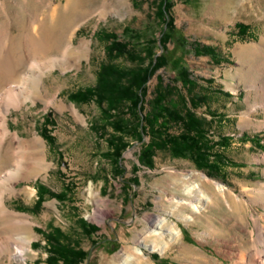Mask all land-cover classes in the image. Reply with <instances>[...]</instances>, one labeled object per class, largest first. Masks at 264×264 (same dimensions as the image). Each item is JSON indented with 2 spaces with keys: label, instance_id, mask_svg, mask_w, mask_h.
Wrapping results in <instances>:
<instances>
[{
  "label": "rangeland",
  "instance_id": "374dc122",
  "mask_svg": "<svg viewBox=\"0 0 264 264\" xmlns=\"http://www.w3.org/2000/svg\"><path fill=\"white\" fill-rule=\"evenodd\" d=\"M170 1L173 24L182 38L176 40L174 36L167 42L173 57L144 84L142 114L158 91L165 92L168 106L182 111L190 106L187 96L200 98L192 110L202 122L206 144L212 147L209 154L219 153L209 157L219 169L203 167L188 154L174 155L169 147L155 150L150 167L141 164L138 155L150 134L139 140L127 126L121 131L112 124L124 118L131 127L137 125L139 112L128 100L116 104L107 119L102 113L105 102L74 101L69 96L78 89L93 87L103 63L134 69L149 64L148 49L155 54L162 51L164 25L156 17L159 0H0V23L5 21L11 34L21 31L23 20L35 24L43 20V27H50V9L58 5V24L51 30L60 43L45 49L42 56H56L62 61L41 75L38 92L8 113L9 127L18 130L22 138L36 133L44 140L46 164L37 173L18 178L16 191L5 194L8 208L27 221L26 227L10 234L26 235L30 241L21 261L3 254L0 264H47L42 231L48 224L59 226L70 242L83 248L88 264H232L236 260L216 251L224 245L223 237L241 232L236 223L228 222L237 218L236 214L228 215L221 200L204 206L203 213L193 211L188 201L201 203L200 191L195 187L194 193H189L187 188L190 182L197 183L210 193L214 191L213 181L218 180L230 183L241 196L243 182L255 186L264 181V160L257 158L264 154V124L258 125L264 120V112L256 106L252 124H240V113L255 98L248 95V78L237 72L239 66L247 64V58L239 57L241 46L258 44L262 47L260 58L264 57V0H246L244 6L237 5V0ZM67 2L70 8L64 13L62 7ZM71 32L72 39L68 40ZM103 32H113L128 42L129 51L108 53ZM204 46L209 53H202ZM182 67L194 83L192 93L177 75ZM129 80L123 77L120 82L125 85ZM181 98H186V103ZM180 130L175 124L168 128L170 133ZM46 132L53 135V142L45 138ZM116 147L118 154L114 153ZM202 173L210 183L202 181ZM187 175H191L190 181ZM38 183L49 191L34 208ZM24 187L32 189L30 196L23 192ZM190 214L192 218L186 219ZM160 216L166 218L162 236L150 232ZM215 224L224 230L219 231L220 237H213ZM170 225L180 229V235L161 248L168 242L166 229ZM236 226L239 228L234 229ZM239 239L231 242L232 247L252 241L250 233ZM151 242L156 244L153 248ZM137 247L141 253H136Z\"/></svg>",
  "mask_w": 264,
  "mask_h": 264
},
{
  "label": "bare ground",
  "instance_id": "6f19581e",
  "mask_svg": "<svg viewBox=\"0 0 264 264\" xmlns=\"http://www.w3.org/2000/svg\"><path fill=\"white\" fill-rule=\"evenodd\" d=\"M237 5L244 6L247 5V2L246 0H237ZM62 8L64 13L69 11L70 3L67 2ZM58 10V5L50 9L51 26L48 28L43 27V20L37 21L36 24L33 22L26 23L27 21L23 20L21 31L11 34L9 28L5 26V21L0 23V256L10 254L20 261L24 258L26 243L30 239L22 234L13 236L10 231L13 233L16 229H23L26 227L27 221L8 208L5 194L16 191L18 178H24L43 169L46 164V160L42 156L45 154V142L36 133L29 139L22 138L18 130H12L9 127L8 113L11 107H19L22 105V101L24 103L26 99L38 92L37 87L42 80L41 75L43 73L51 71L57 62L62 63L56 56H42L43 52L46 53L45 49L55 48L60 43V41H56L55 33L51 30L58 24ZM2 15V10H0V16ZM67 37L68 40L72 39V32ZM64 38H66L65 35ZM261 44L264 47V37ZM261 51L262 47L254 43L240 47L239 57L241 59L247 58V60L245 59L247 64L245 67L239 66L240 70L238 69L237 72L240 77L248 78L246 82L248 95L252 94L255 98L252 102L248 101L247 109L240 113L239 121L242 126L252 124L256 106H261L264 112V57L260 58ZM30 54L31 57L29 58ZM232 89L235 88L232 87ZM262 123L264 124V120L258 122V125ZM257 158L264 160V154L261 157L257 156ZM201 176L203 179H200L203 182L210 183L209 178L204 173ZM186 179L190 181L191 175H187ZM191 183L188 184V192L192 193L193 191L194 193L193 189L198 188L197 190L200 191L199 199L202 201L199 204L188 201L193 211L201 212L204 210V206L216 205L221 200L226 204L228 215L236 214L237 218H231L228 222L231 221L233 226L236 223L241 232L237 236L229 234L227 238L223 237L225 243L216 251L224 255L225 258L236 259L232 264H264V181L255 186L243 182L240 187L242 197L235 192L230 183L214 180V191L210 193L200 189L201 186L197 183L194 185ZM22 190L27 196L32 194V189L28 187H24ZM178 202L182 201L178 200ZM257 206H260L261 210H258ZM247 210H250L249 216H244ZM185 218L190 219L192 215H185ZM165 221L164 216L158 217L155 227L150 232L162 236ZM250 225L253 227L248 230ZM214 227L217 232L212 233L213 237H220L221 234L219 233L224 230L221 229L220 231L219 225L216 224ZM166 230L169 232V239L168 242L161 244V248L171 245L180 235V229L174 225H170ZM249 233L252 238L250 245L232 247V241L239 237V240H243ZM224 235L226 236V233ZM155 245V242H151L149 246L153 248ZM136 253H141V248L137 247ZM126 256L128 259L132 257L131 255ZM200 258H204V256H200Z\"/></svg>",
  "mask_w": 264,
  "mask_h": 264
},
{
  "label": "trees",
  "instance_id": "16d2710c",
  "mask_svg": "<svg viewBox=\"0 0 264 264\" xmlns=\"http://www.w3.org/2000/svg\"><path fill=\"white\" fill-rule=\"evenodd\" d=\"M170 6V0H159L157 3L156 17L164 25L160 37L162 51L155 54L154 52L149 53L150 50L148 49L146 52L151 56L149 64L134 69H123L110 62L103 63L97 72L96 83L93 87L78 89L71 92L69 96L74 101L94 99L99 104L105 102L106 107L102 108V113L107 119H110V112L116 107V104H119L121 100H128L129 105L139 112L137 125L131 127L124 118H117L112 121V124L117 130L121 131H125V126H127V130H131L133 135L139 140H142L145 133L150 134L149 141L144 143L138 155V161L141 164L150 167L155 150L169 147L174 155L185 156L188 154L194 157V160L203 167H207L210 170L219 169V164L209 159L210 156L216 157L219 153L215 151L213 154H209L212 151V147L206 144L202 122L192 110L200 98H195L193 94L187 96L190 106H185L182 111L175 106H168L165 103V92L162 91L160 93L158 91L150 108L144 115L142 114L143 108L141 104L145 94L144 84L157 68L166 65L168 60L173 57L167 42L173 39L174 36H176V40L182 38L179 29L173 24ZM124 30H127V28H124ZM102 35L107 42L106 50L108 53L121 55L129 51V43L120 40L115 33L103 32ZM177 44L182 45L179 40ZM204 47H202V53H209L207 48L205 47L204 49ZM173 48L174 46L171 49ZM195 51L197 50L195 49ZM177 75L186 87L187 92L192 93L194 83L188 77L187 70L182 67ZM123 77L130 79L128 84L124 85L120 82ZM186 98H181L183 103H186ZM134 115L136 116V114ZM170 124L180 126V132H168ZM45 134V138L53 142V135L47 132ZM114 150V153L118 154L120 149L116 147ZM37 189L39 194L34 203V208L41 204L43 195L49 191L41 183L37 184ZM58 195L61 196L63 193L59 192ZM83 228L86 227L83 225ZM91 228L93 230L94 226H91ZM42 233L47 244L45 247L47 264H58L60 261L64 264H80L82 261L87 260L88 253L78 244L70 242L66 233L59 226L48 224ZM85 264H88V262L86 261Z\"/></svg>",
  "mask_w": 264,
  "mask_h": 264
}]
</instances>
